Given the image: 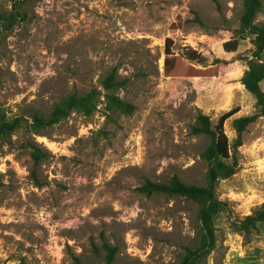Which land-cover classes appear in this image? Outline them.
Returning a JSON list of instances; mask_svg holds the SVG:
<instances>
[{
    "label": "rangeland",
    "instance_id": "rangeland-1",
    "mask_svg": "<svg viewBox=\"0 0 264 264\" xmlns=\"http://www.w3.org/2000/svg\"><path fill=\"white\" fill-rule=\"evenodd\" d=\"M16 7L27 17L0 37V110L48 115L92 90L102 103L40 135L24 123L0 142V264H104V244L117 250L114 264H181L200 244L198 206L140 189L175 176L206 186L210 139L192 134L198 115L216 126L239 108L225 123L233 145L235 121L257 112L241 82L253 38L224 48L239 37L242 0H0V15ZM257 22L264 26V10ZM168 39L172 53L196 52L191 65L215 75L167 78ZM112 72L130 115L106 110L102 83ZM242 141L237 174L216 187L227 207L214 216L217 247L198 264H264V223L248 236L234 227L264 203V117Z\"/></svg>",
    "mask_w": 264,
    "mask_h": 264
},
{
    "label": "trees",
    "instance_id": "trees-1",
    "mask_svg": "<svg viewBox=\"0 0 264 264\" xmlns=\"http://www.w3.org/2000/svg\"><path fill=\"white\" fill-rule=\"evenodd\" d=\"M264 10L263 0H242V14L239 20V29L236 30L238 38H233L224 44L227 52H237L242 41L252 37L254 49L249 51L243 59L248 61V70L245 72L241 82L245 90L251 93L256 99L257 112L252 116L241 117L235 121L237 139L231 145L229 137L225 131V123L231 117L240 112L239 108L233 109L223 114L216 126H213L211 117L200 113L192 125V134L196 136H206L210 139V144L203 153V159L209 164L207 173V185L204 187L197 185H187L178 176L170 182L160 184L148 182L140 191L148 196L154 194H166L174 197H182L195 203L198 210L200 222V244L196 249H188L187 254L181 264H198L208 257L217 247V228L214 223V216L227 209L226 204L216 197V187L224 180L231 179L239 170V162L236 151L243 146V134L247 128L255 124L264 117V26L258 24V16ZM26 13L17 7L6 15H0V37L6 30L13 29L19 22L26 20ZM196 20L201 23L199 17ZM173 41L168 39L165 45V66L164 72L167 78H187L202 75H215L213 70H198L191 64L200 63V56L188 50L183 55L176 56L172 53ZM124 82L119 81L116 72L109 74L102 83L106 91L105 107L108 112H122L132 114L135 111L134 105L121 99L117 93L124 87ZM101 93L92 90L84 96L72 94L55 106L53 111L44 115L39 111H34L29 119L9 118L0 110V142L9 143L14 134L27 123L28 129L34 135H40L49 128L59 125L67 120L72 114L78 113L86 117L93 116L98 106L101 104ZM34 150L32 157L39 163L42 156L38 144H32ZM233 160L229 163L228 161ZM3 186L0 182V189ZM261 223H264V203L251 215L238 221L235 230L251 235L258 230ZM106 252L104 264H114L117 250L108 244H104ZM80 264L79 260H76Z\"/></svg>",
    "mask_w": 264,
    "mask_h": 264
}]
</instances>
